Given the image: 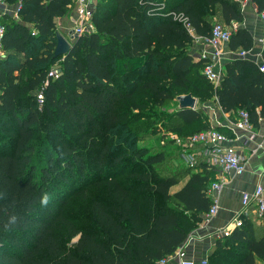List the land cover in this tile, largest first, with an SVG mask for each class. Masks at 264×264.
Here are the masks:
<instances>
[{"label":"trees","instance_id":"trees-1","mask_svg":"<svg viewBox=\"0 0 264 264\" xmlns=\"http://www.w3.org/2000/svg\"><path fill=\"white\" fill-rule=\"evenodd\" d=\"M1 1L18 3L20 18L2 22L0 264H153L173 254L212 204L206 191L214 170L203 154L193 166L179 165L181 148L172 139L168 149L138 141L209 128L200 109H168L188 92L200 101L215 96L223 111L247 110L258 126L264 71L236 57L214 87L190 52L196 36L209 37L214 19L242 22L238 1L96 0L94 30L57 57L54 18L73 1ZM252 2L264 10V0ZM228 44L250 49L254 38L237 25ZM57 60L58 76L48 77ZM75 199L85 205L72 218L66 209ZM240 219L216 239L207 264L264 260V213L261 225L248 214Z\"/></svg>","mask_w":264,"mask_h":264},{"label":"crops","instance_id":"crops-1","mask_svg":"<svg viewBox=\"0 0 264 264\" xmlns=\"http://www.w3.org/2000/svg\"><path fill=\"white\" fill-rule=\"evenodd\" d=\"M72 1L73 4L68 5V11L65 14L54 18L56 31L62 33L70 43L73 38L70 37L69 31L72 30L76 17L74 10L75 1ZM17 9L18 3L9 4L0 0V24L11 18L19 19L20 16L17 14ZM240 9L243 14V20L237 25L246 28L252 34L254 44L247 56L241 57L238 55L240 48L230 49L229 40L221 43L220 67L222 75L225 73L226 63L233 58H247L255 62L257 66L264 61L262 56L264 19L260 18V13L256 11L255 4L252 1H249L244 6L240 4ZM201 38L195 37L192 42L190 52L194 59H198L203 49L204 44ZM175 107L177 108V101L173 104V108ZM194 109L202 111L204 121L209 127H215L230 138L228 142L236 146L240 151L245 165L241 174H234L233 172L221 173L213 167L214 180L212 182L220 181L222 182V187L219 191L211 190L210 192L206 191V193L211 199L214 197L217 199V211L210 217L208 222L203 220L199 222L189 233L186 240L173 252V254L180 253L184 259L194 260L195 264H200L199 260L203 257L207 258V255L213 251L216 239L229 234L236 227H234V221L244 208L241 202L242 193L244 191L252 192L257 184H264V117L259 118L258 126H253L252 135H248L246 132L233 127L238 110L241 108L223 111L216 97L212 96L205 101H200L197 98ZM187 178L188 174L174 184L170 191L174 192L179 189ZM254 206L253 202L249 204L247 214L256 225H261V219L257 218L253 212ZM259 262L260 260L258 259L257 264ZM167 264H178L177 256L173 255Z\"/></svg>","mask_w":264,"mask_h":264},{"label":"built area","instance_id":"built-area-1","mask_svg":"<svg viewBox=\"0 0 264 264\" xmlns=\"http://www.w3.org/2000/svg\"><path fill=\"white\" fill-rule=\"evenodd\" d=\"M75 10V23L72 28L73 33L77 36L88 33L94 30L91 18L93 15V9L96 0H74ZM242 6L246 5L252 0H236ZM260 16L264 19V10L260 12ZM184 21V20H183ZM186 27L188 24L184 21ZM237 23L233 22L232 27L225 26L223 23L214 21L211 27L209 37H199L203 40V49L198 58L203 60L202 74L205 79L211 83L214 87L218 86L221 80V50L220 44L229 40L232 28H236ZM4 33V25L0 24V58L4 56V51L1 47V38ZM250 49H240L238 55L241 57L247 56ZM260 71H264V62L258 66ZM60 69L50 68L48 70V77H57ZM37 99L39 104L43 102L42 89L37 92ZM233 127L238 130L246 132L248 135H252L253 125L250 121L249 112L244 109L238 110L236 120L233 122ZM169 139H172L175 144L180 146V154L185 162L189 166H193L196 161V154H203L206 162L216 168L221 173L233 172L234 174H241L244 171L245 165L242 154L236 146L230 144L228 141L230 138L223 132L219 131L215 127H209L204 130L194 132L187 135L184 138L179 137L173 132H169ZM196 145H200L199 148H195ZM222 187V182H212L208 187L207 192L211 190L219 191ZM212 204L209 210L204 214L203 221L208 222L210 217L217 211V199L214 197L211 199ZM241 202L243 205L242 213L234 221V227L241 225L240 215L247 214V207L251 202L254 203L253 212L257 218H261L264 213V184H257L252 192H243L241 195ZM175 255L178 258V264H195L194 260L184 259L180 254H171L169 256L156 260L153 264H167L168 260ZM200 264H207V258L203 257L199 260ZM259 264H264V260Z\"/></svg>","mask_w":264,"mask_h":264},{"label":"rangeland","instance_id":"rangeland-1","mask_svg":"<svg viewBox=\"0 0 264 264\" xmlns=\"http://www.w3.org/2000/svg\"><path fill=\"white\" fill-rule=\"evenodd\" d=\"M71 9V8H70ZM261 18V17H260ZM262 19V18H261ZM214 21H218V22H221L219 19H214ZM50 68H57L59 69V61L57 60L53 65H51ZM39 91V90H38ZM37 91V92H38ZM36 92V94H37ZM37 96V95H36ZM38 101V99H37ZM42 104V103H41ZM173 104H175V102H173V100H171V102L169 103L170 107H168V109H172L173 108ZM38 105L39 102H38ZM172 107V108H171ZM169 132L168 131H162L161 133H159L158 135L156 136H150V137H147V138H144L140 141H138V144H142V145H147V146H152L156 144L160 145L162 148L164 149H168L169 148V145L165 144V141L169 139ZM158 138V139H157ZM34 150H33V155H34V160L36 161V163H42L43 162V158H39L41 157L40 156V149L41 148H38L39 147V141L37 139L34 140ZM177 163L180 165L181 163L184 164L185 162L184 161H179L177 160ZM181 164V165H182ZM84 205H85V202H82L80 199L78 200H74L72 201V203H70L69 207H67L66 211L70 214V216L72 218L76 217L79 213L82 214V211H84ZM78 237L75 236L72 238V241L73 240H76Z\"/></svg>","mask_w":264,"mask_h":264},{"label":"water","instance_id":"water-1","mask_svg":"<svg viewBox=\"0 0 264 264\" xmlns=\"http://www.w3.org/2000/svg\"><path fill=\"white\" fill-rule=\"evenodd\" d=\"M69 33L71 38L77 37V35L73 33V30L69 31ZM55 38L56 43L53 50V55L55 57L59 55H65L71 48L72 44L59 31H55ZM175 99L177 101V109H194L197 101V98L190 92L178 94Z\"/></svg>","mask_w":264,"mask_h":264},{"label":"clouds","instance_id":"clouds-1","mask_svg":"<svg viewBox=\"0 0 264 264\" xmlns=\"http://www.w3.org/2000/svg\"><path fill=\"white\" fill-rule=\"evenodd\" d=\"M49 201H50V196L48 194H45L42 197L41 203H42V205L47 206Z\"/></svg>","mask_w":264,"mask_h":264}]
</instances>
